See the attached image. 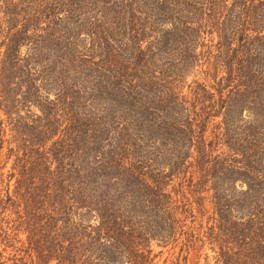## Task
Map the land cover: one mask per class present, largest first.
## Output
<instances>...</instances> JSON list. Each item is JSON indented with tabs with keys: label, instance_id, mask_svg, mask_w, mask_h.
Returning <instances> with one entry per match:
<instances>
[{
	"label": "trees",
	"instance_id": "trees-1",
	"mask_svg": "<svg viewBox=\"0 0 264 264\" xmlns=\"http://www.w3.org/2000/svg\"><path fill=\"white\" fill-rule=\"evenodd\" d=\"M0 113V264H264V0H0Z\"/></svg>",
	"mask_w": 264,
	"mask_h": 264
},
{
	"label": "rangeland",
	"instance_id": "rangeland-1",
	"mask_svg": "<svg viewBox=\"0 0 264 264\" xmlns=\"http://www.w3.org/2000/svg\"><path fill=\"white\" fill-rule=\"evenodd\" d=\"M0 118H4V115L0 113ZM158 247H154V251H158ZM164 252L162 254H159V256L156 258L157 264H164L163 259L168 255V252L166 250H163ZM209 254H212L209 250H207ZM203 258L200 260V264L203 263ZM210 264H214L213 260H211Z\"/></svg>",
	"mask_w": 264,
	"mask_h": 264
}]
</instances>
